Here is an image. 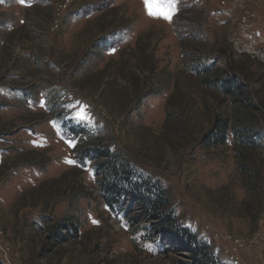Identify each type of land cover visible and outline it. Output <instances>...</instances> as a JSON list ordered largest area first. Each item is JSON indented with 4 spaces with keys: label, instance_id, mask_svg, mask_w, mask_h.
Wrapping results in <instances>:
<instances>
[{
    "label": "rangeland",
    "instance_id": "1",
    "mask_svg": "<svg viewBox=\"0 0 264 264\" xmlns=\"http://www.w3.org/2000/svg\"><path fill=\"white\" fill-rule=\"evenodd\" d=\"M199 60L240 78L264 132V0H177L171 22L148 16L143 0H0V264L189 261L148 238L138 210L101 202L95 161L76 158L77 124L161 179L220 261L264 264V137L243 149L257 180L240 170L231 131L204 145L234 111L201 85ZM64 215L77 217L78 237L55 228Z\"/></svg>",
    "mask_w": 264,
    "mask_h": 264
},
{
    "label": "trees",
    "instance_id": "2",
    "mask_svg": "<svg viewBox=\"0 0 264 264\" xmlns=\"http://www.w3.org/2000/svg\"><path fill=\"white\" fill-rule=\"evenodd\" d=\"M198 60L194 58V61ZM200 83L203 86L213 87L230 98L233 116L217 117L210 132L204 135L203 143L206 146L225 144L231 131L237 141L238 166L243 174L251 180L260 178L254 157L243 149H253L258 141L264 137V132L254 121L248 119L250 111L257 110L252 93L240 78L234 73H228L199 60L196 68ZM69 134L79 141L80 147L76 151L78 162L85 160L95 161V169L100 176L99 198L110 209L119 208L124 215L129 216L134 210L138 215L133 219L138 223L146 221L149 226L143 227L148 238L158 237L161 245H172L182 254H186L189 261L185 264H226L218 259L209 243L201 239L197 232L184 225L181 217L172 207L169 189L159 178L140 171L130 162L121 150L113 149L109 140L103 137L92 141V132L82 125H70ZM88 140L90 141L88 144ZM86 141V142H85ZM85 142V143H83ZM250 189L255 187L252 183ZM84 198L90 195H83ZM70 231L76 238L79 235L80 225L75 215H64L55 226ZM67 231V232H68ZM69 233V232H68ZM63 240L66 234H60ZM181 262V261H180Z\"/></svg>",
    "mask_w": 264,
    "mask_h": 264
},
{
    "label": "snow or ice",
    "instance_id": "3",
    "mask_svg": "<svg viewBox=\"0 0 264 264\" xmlns=\"http://www.w3.org/2000/svg\"><path fill=\"white\" fill-rule=\"evenodd\" d=\"M27 0H19L21 5L26 4ZM177 0H143V6L146 14L152 18L163 19L171 22L172 17L175 15ZM79 119H84L85 117L78 114ZM70 148L75 147L73 141H67ZM70 164H74L75 161H67ZM96 223V221H93Z\"/></svg>",
    "mask_w": 264,
    "mask_h": 264
},
{
    "label": "built area",
    "instance_id": "4",
    "mask_svg": "<svg viewBox=\"0 0 264 264\" xmlns=\"http://www.w3.org/2000/svg\"><path fill=\"white\" fill-rule=\"evenodd\" d=\"M241 245L243 246V244H241ZM231 259H232V262H233L234 264H241V261H240V259L237 257V255L233 254Z\"/></svg>",
    "mask_w": 264,
    "mask_h": 264
},
{
    "label": "bare ground",
    "instance_id": "5",
    "mask_svg": "<svg viewBox=\"0 0 264 264\" xmlns=\"http://www.w3.org/2000/svg\"><path fill=\"white\" fill-rule=\"evenodd\" d=\"M242 20V19H241Z\"/></svg>",
    "mask_w": 264,
    "mask_h": 264
}]
</instances>
